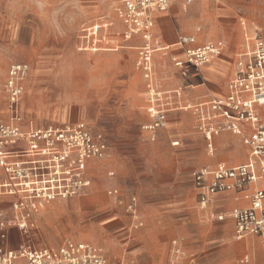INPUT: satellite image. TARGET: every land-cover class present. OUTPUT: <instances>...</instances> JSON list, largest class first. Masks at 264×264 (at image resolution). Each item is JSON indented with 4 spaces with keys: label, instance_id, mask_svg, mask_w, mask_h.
I'll return each instance as SVG.
<instances>
[{
    "label": "rangeland",
    "instance_id": "rangeland-1",
    "mask_svg": "<svg viewBox=\"0 0 264 264\" xmlns=\"http://www.w3.org/2000/svg\"><path fill=\"white\" fill-rule=\"evenodd\" d=\"M120 2L0 0V79H6L12 64L30 65L21 101L25 121L45 127L88 122L104 131L114 146L111 160L92 165L88 195L47 202L33 213V243L39 249L58 248L68 240L92 244L103 250L110 264H245L246 255V264H264V238L236 239L233 205L218 201L211 209L198 207L192 173L223 157L208 156L191 110L170 113L167 129L157 132L156 141L143 132L151 121L145 81L136 68L135 47L143 44L94 52L81 40L82 27L100 18L118 23L115 8ZM160 16L164 29L155 22L156 36L160 28L166 32L167 22L175 23L182 35L197 32L203 42L224 41L223 56L233 63L242 37L239 21L244 18L264 29V0L175 3ZM157 41L156 47L169 45L158 36ZM174 49L154 53L156 75L164 90L182 87L187 105L206 87L192 88L194 80L181 77L171 56ZM133 51L137 56L131 58ZM222 57L212 65L224 63ZM176 137L179 146L172 144ZM218 142L222 148L232 147L223 155L229 161L240 155L236 141ZM111 187L120 188L119 200L107 194ZM131 195L137 196L141 226L126 208ZM15 199L0 205L11 222L12 246L22 240L10 209Z\"/></svg>",
    "mask_w": 264,
    "mask_h": 264
},
{
    "label": "built area",
    "instance_id": "built-area-1",
    "mask_svg": "<svg viewBox=\"0 0 264 264\" xmlns=\"http://www.w3.org/2000/svg\"><path fill=\"white\" fill-rule=\"evenodd\" d=\"M195 1L121 0L115 8L121 30H113V21L100 18L80 32L86 49L94 52L117 51L134 38L142 40L136 68L145 81L151 119L142 129L152 141L158 131L167 129L168 114L178 106L180 97L179 92L161 90L156 80L153 56L166 49L156 47L155 16L175 3L188 6ZM240 25L245 30V46L226 94L189 106L209 155L215 153V138L224 133L240 137L249 150L243 164L219 163L192 173L200 209H209L215 196L223 194H235L237 200L247 202L230 213L238 240L249 235L264 238V29L253 24L250 31L244 18ZM177 46L183 59L174 57L175 66L183 69L190 65L196 72L221 58L226 48L223 41L199 44L191 35H180ZM29 72L28 63H15L6 79H0V196L16 198L11 208L22 236L18 247L10 245L11 222L0 213V264H110L103 250L92 244L68 240L58 248L39 249L32 241L33 213L47 202L88 195L93 187L92 165L111 160L114 151L107 134L88 122L45 127L25 121L21 101ZM178 145V141L173 143ZM108 174L115 176L114 171ZM120 192V188L111 187L107 194L119 200ZM137 203V196L131 195L126 208L141 226ZM24 236L31 241H25ZM249 262L248 256L242 259V263Z\"/></svg>",
    "mask_w": 264,
    "mask_h": 264
},
{
    "label": "crops",
    "instance_id": "crops-1",
    "mask_svg": "<svg viewBox=\"0 0 264 264\" xmlns=\"http://www.w3.org/2000/svg\"><path fill=\"white\" fill-rule=\"evenodd\" d=\"M163 19L164 18L160 16V13L156 14L155 22H157V24H159V26L162 29H164ZM239 23H240V21H239ZM248 23H249V30L251 31V29H252L251 26L254 23H251L249 21H248ZM11 24H12L10 26L11 27V38L14 39V37L16 35L15 34V32H16L15 31V23H11ZM166 27H167L165 29L166 32L163 33L161 28H160V32L159 33L157 32V36L162 40L163 43L169 44L168 46H165L166 47L165 51L170 50L171 47L175 48L173 50L172 54H171L172 59L174 57H177L178 59H183L182 49L177 46V41L175 42V40L178 39V37L180 35H182L181 32H180V29H178V26L175 23L171 24L170 22H167ZM240 28H241V36H242L241 37V43L239 45V49L235 53V59H234L233 63H232V59L230 58V56H225L224 55L222 57V59H221L224 63H215L213 65H212V63H210L209 65L203 67L200 70V72H196L194 69L189 71L187 65L183 69H180V68L175 66L177 72L179 74H181V77H186V78H190V79L192 78L194 80V82H193L194 85L191 86L192 88L203 87V86L206 87L205 90H203V94H200L196 99L193 98L192 101L189 100V102H190L189 104L183 105L186 102V98H185V94L183 95V93L181 92L182 87H179V88H176V89H172V90H169V89L164 90L163 86L159 83L157 75H156V80H157L158 86H159V88L161 90L179 92V94H180V97L178 99V102H179L178 106H176L175 108L170 110V112L168 114V119H169L170 113H172L174 111L186 110V109H189V106H191L193 104H197L199 102L206 101V100L210 99L213 96H220V95L226 94L228 83L230 82V80L233 77L234 66H235V63L237 61V57H238L239 53L244 49V46H245V30L243 29V27L241 25H240ZM121 29H122V26L119 23H116L114 28H113V30H121ZM189 35L195 36L196 39H197V42L199 44H206V43L211 42V41H222V40H210V41H207V42H203L201 40V38H200V34L199 33L193 32L192 34H189ZM157 36H156V38H157ZM132 43H135V44L142 43L143 44V42H142V40L140 38H134L133 40H131L127 44H132ZM127 44H125L122 48H126L128 46ZM139 47L137 46L135 48L137 49ZM232 54L234 55V52H232ZM129 56L131 58H134L135 56H137V53H135L134 51L130 52ZM153 61H154V56H153ZM154 66H155V64H154ZM155 72H156V70H155ZM184 72L186 74H184ZM207 83L210 84V85L207 86ZM5 114H7V113L5 112ZM191 116H193L194 127H195V118H194V115H193L192 111H191ZM219 138H225V139L234 140V141H236L238 143V145H240L241 153H240L239 156L236 157V159L234 161H229L225 156H223L224 153L230 151L232 147L230 145L228 147H226V148L225 147H223V148L220 147V143L218 142ZM174 139L175 140L172 141V144L174 142L178 141L179 145H180V140H177L178 139L177 137L174 138ZM214 143H215V153H214V155H209L208 154V156L214 157L215 154L221 153V156L223 157L222 160H220V161H217V160L216 161L215 160L210 161L209 163H207V164H205V165H203V166H201L199 168L211 167V166L217 165L219 163H225V164H227L229 166H236V165L243 164V163H245L248 160L249 150H248L247 147L244 146V144L242 143V140H241L240 137L235 136L232 133H224V134L220 135L219 137L215 138ZM113 149H114V146H113ZM205 149H206V142H205ZM8 198H10V197L9 196H0V205L5 204L7 202V200H8ZM218 201H221V203H223V205H227V206L233 205L232 209H231V212H232V210L235 207L245 206L247 204V202L243 198H240L239 200H237L235 198V194H223V195L215 196L214 202L210 206L209 209L213 208L214 204L217 203ZM10 209H11V206H10ZM1 211H4V209H0V213H1ZM0 243H1V239H0ZM18 245L19 244L14 245L13 247H18ZM246 256H248V255H246Z\"/></svg>",
    "mask_w": 264,
    "mask_h": 264
},
{
    "label": "bare ground",
    "instance_id": "bare-ground-1",
    "mask_svg": "<svg viewBox=\"0 0 264 264\" xmlns=\"http://www.w3.org/2000/svg\"><path fill=\"white\" fill-rule=\"evenodd\" d=\"M7 116H8V114H7ZM10 198H14V197H10Z\"/></svg>",
    "mask_w": 264,
    "mask_h": 264
}]
</instances>
